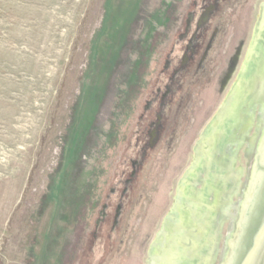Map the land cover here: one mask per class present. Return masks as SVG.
<instances>
[{"label": "water", "instance_id": "1", "mask_svg": "<svg viewBox=\"0 0 264 264\" xmlns=\"http://www.w3.org/2000/svg\"><path fill=\"white\" fill-rule=\"evenodd\" d=\"M263 121L262 0H118L44 264H264Z\"/></svg>", "mask_w": 264, "mask_h": 264}, {"label": "rangeland", "instance_id": "2", "mask_svg": "<svg viewBox=\"0 0 264 264\" xmlns=\"http://www.w3.org/2000/svg\"><path fill=\"white\" fill-rule=\"evenodd\" d=\"M118 0H0V264H44Z\"/></svg>", "mask_w": 264, "mask_h": 264}, {"label": "trees", "instance_id": "3", "mask_svg": "<svg viewBox=\"0 0 264 264\" xmlns=\"http://www.w3.org/2000/svg\"><path fill=\"white\" fill-rule=\"evenodd\" d=\"M263 2H264V0H262ZM259 8H258V11H259V9H260V3L257 5ZM257 15H258V13H257ZM229 91V90H228ZM228 91H227V93H228ZM227 93L224 95V98H225V96L227 95ZM259 114H260V109H259V107L258 106H256L254 109H253V111H252V115H253V119H254V124L251 126V128H250V130H249V133L251 134L252 133V130H254L255 132H254V134L257 132V125L261 122L260 121V118H259ZM211 119V118H210ZM209 119V120H210ZM208 120V121H209ZM208 121L206 122V123H208ZM256 127V128H255ZM203 131V130H202ZM238 155H239V153H238ZM245 155V154H244ZM248 170H249V161H248V159H247V166H246V173H247V176H246V179H247V177H248ZM243 190H244V188H243ZM237 211V210H236ZM236 213V212H235ZM230 223H231V220L229 219L228 220V222H226V224L224 225V231H225V237L222 239V242H221V246H220V244H219V249H218V253H217V256H216V259H215V262H214V264H220L222 261H221V258H222V256H223V247H224V242H225V238H226V236H227V233H228V229H229V227H230Z\"/></svg>", "mask_w": 264, "mask_h": 264}, {"label": "flooded vegetation", "instance_id": "4", "mask_svg": "<svg viewBox=\"0 0 264 264\" xmlns=\"http://www.w3.org/2000/svg\"><path fill=\"white\" fill-rule=\"evenodd\" d=\"M252 39H253V38H252ZM246 56H247V55H246ZM245 58H246V57H245ZM244 60H245V59H244ZM243 62H244V61H243ZM242 64H243V63H242ZM241 67H242V65H241ZM241 67H240L239 72L241 71ZM238 74H239V73H238ZM237 77H238V75H237ZM236 79H237V78H236ZM235 81H236V80H235ZM235 81H234V82H235ZM233 84H234V83H233ZM233 84H232V85H233ZM231 87H232V86H231ZM231 87L229 88V91H230ZM229 91H228V92H229ZM227 94H228V93H227ZM225 97H226V96H225ZM224 99H225V98H224ZM223 101H224V100H223ZM223 101H222V102H223ZM221 104H222V103H221ZM221 104H220V105H221ZM219 107H220V106H219ZM218 109H219V108H218ZM243 109H245V108H243ZM248 112H249V110L247 111V113H248ZM212 118H213V117H212ZM212 118H211V119H212ZM211 119L208 121V123L211 121ZM208 123H207V124H208ZM263 123H264V121H263ZM263 123H262V127H263ZM207 124H206V125H207ZM204 128H205V127H204ZM203 130H204V129H203ZM202 132H203V131H202ZM202 132H201V134H202ZM201 134H200V136H201ZM249 134H250V133H249ZM199 138H200V137H199ZM198 140H199V139H198ZM198 140H197V142H198ZM197 142H196V144H197ZM196 144H195V145H196ZM259 144H260V142H258V145H259ZM229 145H230V144H229ZM229 145H228V146H229ZM262 146H263V145H262ZM248 147H249V142H248V141H244L240 147H238V144H237V145L233 144L231 148H232L233 150H237L238 153L244 151L245 158L248 159V157H247V155H246V149H247ZM257 149H258V148H257ZM257 149H256V152H257ZM255 154H256V153H255ZM254 157H255V155H254ZM253 160H254V159H253ZM253 160L251 161V163L253 162ZM248 161H249V159H248ZM237 163H238V162H237ZM237 163H236V164H237ZM251 163L249 162V165H250ZM224 223H225V221H224ZM224 237H225V234H224V227H223V229H222V236H221V238H220V241H221V239H223ZM220 241H219V243H220Z\"/></svg>", "mask_w": 264, "mask_h": 264}]
</instances>
